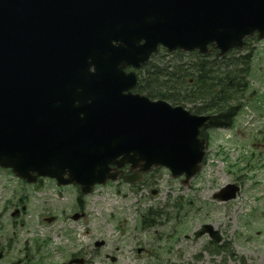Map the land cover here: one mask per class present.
Here are the masks:
<instances>
[{"label":"water","instance_id":"1","mask_svg":"<svg viewBox=\"0 0 264 264\" xmlns=\"http://www.w3.org/2000/svg\"><path fill=\"white\" fill-rule=\"evenodd\" d=\"M254 33L264 37V0H0V167L83 193L126 164L137 171L124 180L162 166L187 184L208 118L133 95L135 75L123 70L159 45L222 56ZM205 233L219 241L209 226L196 236Z\"/></svg>","mask_w":264,"mask_h":264},{"label":"rangeland","instance_id":"2","mask_svg":"<svg viewBox=\"0 0 264 264\" xmlns=\"http://www.w3.org/2000/svg\"><path fill=\"white\" fill-rule=\"evenodd\" d=\"M255 48L246 94L253 95L242 101L233 127L207 131L203 168L187 185L163 169L139 189L107 183L84 199L85 216L72 221L75 190L58 192L51 184L31 189L7 173L0 175V264L16 263L24 255L32 262L42 258L57 264L72 254L87 264H234L230 257L203 252L208 236L193 235L206 224L222 242L231 243L237 258L264 264V141L258 133L264 125V41ZM236 182L240 193L234 200H214L221 187ZM17 198L26 199V211L11 219L10 203ZM148 208L163 215L141 228L139 218ZM51 216L56 219L46 223ZM35 240L47 242L38 255ZM96 241L103 246L96 248Z\"/></svg>","mask_w":264,"mask_h":264},{"label":"trees","instance_id":"3","mask_svg":"<svg viewBox=\"0 0 264 264\" xmlns=\"http://www.w3.org/2000/svg\"><path fill=\"white\" fill-rule=\"evenodd\" d=\"M250 58V54H230L221 59L215 54L205 57L194 54L184 59L176 54L172 62L148 68L139 91L173 105H190L194 114H209L206 129L229 127L248 87ZM204 133L202 130L200 135L205 138ZM219 249L213 247L212 251L219 252Z\"/></svg>","mask_w":264,"mask_h":264}]
</instances>
